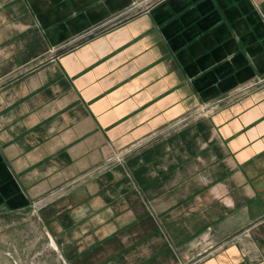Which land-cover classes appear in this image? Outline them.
Masks as SVG:
<instances>
[{
  "label": "crops",
  "instance_id": "obj_1",
  "mask_svg": "<svg viewBox=\"0 0 264 264\" xmlns=\"http://www.w3.org/2000/svg\"><path fill=\"white\" fill-rule=\"evenodd\" d=\"M114 150L41 209L43 264H264V0H0V205Z\"/></svg>",
  "mask_w": 264,
  "mask_h": 264
},
{
  "label": "rangeland",
  "instance_id": "obj_2",
  "mask_svg": "<svg viewBox=\"0 0 264 264\" xmlns=\"http://www.w3.org/2000/svg\"><path fill=\"white\" fill-rule=\"evenodd\" d=\"M85 33H87V36L80 37L81 35H79L75 38V41L78 42L88 38L89 35H93L89 31ZM65 45H61L55 51L51 50L50 54L54 56L60 50L65 49ZM208 110L211 111V108L208 109V107L204 106L202 110L196 113H189L182 118H178L171 126L157 134L156 137L166 136L186 122L194 121L199 116L209 114ZM115 152L116 154L119 152L123 154L122 160L107 166L105 170L124 162L126 150H114L111 151V154L114 155ZM49 193L19 207L13 208L7 204L0 205V264H43L46 261L44 251L47 249L43 246L46 240L42 238L45 235V231L39 224V213L44 206L51 202L45 199L49 196ZM38 237H40L39 243L36 240Z\"/></svg>",
  "mask_w": 264,
  "mask_h": 264
},
{
  "label": "built area",
  "instance_id": "obj_3",
  "mask_svg": "<svg viewBox=\"0 0 264 264\" xmlns=\"http://www.w3.org/2000/svg\"><path fill=\"white\" fill-rule=\"evenodd\" d=\"M111 21H112V20H110V23H111ZM95 29H96V28L92 29V30L89 31V32H91V33L94 34V33H95ZM91 33H90V34H91ZM82 36H87V33L82 34L80 37H82ZM53 50L55 51L56 49H53ZM221 101H223V99H221ZM122 158H123V154H121L120 152L117 153V154H116V152H115L114 155L111 154L108 158H106L105 162H103L102 165H99L98 167H96V168H94L93 170L89 171V172L84 176V178H82V179H78V180H74V181H72V182H70V183H67V184H65V185H63V186H61V187H59V188H57V189L51 191V193H49V196L46 197L45 199H46V200L53 201V200H55L56 198L61 197L62 195H64V194L69 190L70 187H72L73 185H75L77 182L82 181V180H84L85 178L90 177V176H92L93 174H95V173H97V172L104 171L105 168H106L107 166H109V165H111V164H114V163H117V162H120V161L122 160Z\"/></svg>",
  "mask_w": 264,
  "mask_h": 264
},
{
  "label": "water",
  "instance_id": "obj_4",
  "mask_svg": "<svg viewBox=\"0 0 264 264\" xmlns=\"http://www.w3.org/2000/svg\"><path fill=\"white\" fill-rule=\"evenodd\" d=\"M93 35H94V34H93ZM93 35H89V36H88V38H91V37H93Z\"/></svg>",
  "mask_w": 264,
  "mask_h": 264
}]
</instances>
